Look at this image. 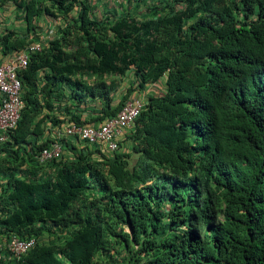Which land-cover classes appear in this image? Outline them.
Returning a JSON list of instances; mask_svg holds the SVG:
<instances>
[{
	"label": "trees",
	"instance_id": "trees-1",
	"mask_svg": "<svg viewBox=\"0 0 264 264\" xmlns=\"http://www.w3.org/2000/svg\"><path fill=\"white\" fill-rule=\"evenodd\" d=\"M8 4L22 23L0 31L2 56L37 40L41 18L62 21L17 72L23 107L0 146V238L35 243L0 264H97L96 253L264 264V0H151L99 17L89 0ZM155 85L110 154L64 136L57 159L37 162L55 138H28L44 117L56 129L95 123Z\"/></svg>",
	"mask_w": 264,
	"mask_h": 264
},
{
	"label": "built area",
	"instance_id": "built-area-1",
	"mask_svg": "<svg viewBox=\"0 0 264 264\" xmlns=\"http://www.w3.org/2000/svg\"><path fill=\"white\" fill-rule=\"evenodd\" d=\"M48 32V31H47ZM41 33L37 40L28 43L25 48L13 52L5 60L0 61V146L7 139L8 132L15 128L19 112L23 107L21 99V83L17 72L27 65L31 52L39 51L49 34ZM49 35V36H48ZM144 94L133 93L128 96L120 109L112 116L95 123L67 122L62 123L56 130L55 138L46 147H42L35 158L40 164L57 159L61 154L60 138L76 136L88 148L98 149L103 154L113 152L131 127L139 113ZM35 243L34 237L20 238L12 235L0 249V261L6 258L18 257ZM109 264H121L111 262Z\"/></svg>",
	"mask_w": 264,
	"mask_h": 264
},
{
	"label": "rangeland",
	"instance_id": "rangeland-1",
	"mask_svg": "<svg viewBox=\"0 0 264 264\" xmlns=\"http://www.w3.org/2000/svg\"><path fill=\"white\" fill-rule=\"evenodd\" d=\"M89 1L92 6V13L94 16L97 17L103 16L106 11H111L114 14H118L125 10L133 9L134 11H138L140 13L143 7L149 6V4L151 3V0H143L137 6H134V3H132V1L130 0L129 1L128 0H89ZM61 21L62 18L60 16L54 18H41L42 33H46L48 31L47 34H49L50 36L53 35L55 33V30H57V28L61 24ZM21 23L22 22H21L20 14L11 5L8 4L6 7L0 9V31L4 29H11L18 32L19 29H21ZM128 73L129 72H127V74L124 76L123 83H121L123 84L124 87L129 82L130 79V75ZM123 86L120 85V89L123 90ZM147 88L148 90L146 89L140 94L146 95L148 91H152V90L157 91L160 89V85L148 86ZM133 93L136 94L137 92H132L131 94ZM112 96L113 99L117 97L116 95H112ZM91 104L94 105L95 103H91ZM88 106L91 105L89 104ZM65 154L66 152L63 151L62 156L63 157L66 156ZM3 180L4 177L0 173V186L1 184H3L4 182ZM0 189H1L0 194H2L3 188L0 187ZM50 238L49 240H45L46 239L45 237L42 238V236H40V239H38V241L45 243L50 241ZM5 241L6 240L4 238H0V249L4 248ZM94 259L97 264H108L110 262L106 257H103L99 253L95 254Z\"/></svg>",
	"mask_w": 264,
	"mask_h": 264
},
{
	"label": "crops",
	"instance_id": "crops-1",
	"mask_svg": "<svg viewBox=\"0 0 264 264\" xmlns=\"http://www.w3.org/2000/svg\"><path fill=\"white\" fill-rule=\"evenodd\" d=\"M9 55L10 54L2 56L0 54V61L7 59L9 57ZM40 116H45V108H42V111H41V113H40V115L38 117H40ZM50 126L51 125L48 123L47 120H45V117H44L43 121L40 124V129H41L40 133H38L36 138H35V136H29L28 138L32 139V140H34V139L45 140V138H50L51 139L52 137L55 136V133H56L57 129H56V127L53 128V127H50ZM22 168L29 169L30 166H29V164L26 163V164L22 165Z\"/></svg>",
	"mask_w": 264,
	"mask_h": 264
}]
</instances>
